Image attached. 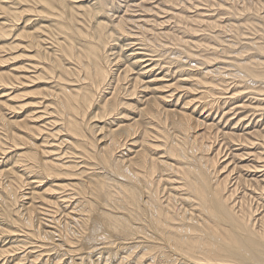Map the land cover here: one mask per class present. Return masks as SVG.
<instances>
[{
  "label": "bare ground",
  "instance_id": "bare-ground-1",
  "mask_svg": "<svg viewBox=\"0 0 264 264\" xmlns=\"http://www.w3.org/2000/svg\"><path fill=\"white\" fill-rule=\"evenodd\" d=\"M216 1L0 0V264H264V0Z\"/></svg>",
  "mask_w": 264,
  "mask_h": 264
},
{
  "label": "rangeland",
  "instance_id": "rangeland-1",
  "mask_svg": "<svg viewBox=\"0 0 264 264\" xmlns=\"http://www.w3.org/2000/svg\"><path fill=\"white\" fill-rule=\"evenodd\" d=\"M193 1H194V0H193ZM195 1H196V0H195ZM202 1H205V2H203V3H205V4L200 3L201 5H206V4H208V5L211 6V3L214 4V2H213L214 0L208 1V3H206V0H202ZM215 1H216V0H215ZM217 1H220V0H217ZM217 1H216V2H217ZM223 1H224V0H221L220 2H223ZM231 1H233V0H225V2H223V3H225V5H227V6H230V4L232 3ZM234 1H235L236 3H238V5L235 3L238 7H242V5L248 3V2L246 3L247 0H244L245 2H244L243 0H234ZM248 1H249L248 6H249V4H251V2L255 3L257 0H248ZM250 1H251V2H250ZM199 2H200V1H198L197 3H199ZM263 2H264V1H263ZM209 3H210V4H209ZM200 4H199V6H201ZM232 4H234V2H233ZM214 6H215V5H213L212 8H214V9L217 11L216 8H218V7H217L218 5H216V8H215ZM263 10H264V6H263V8L260 9V11L263 12ZM262 14H264V13H262ZM244 29H245V28H244ZM246 31H248V32L246 33ZM251 31H253V30H251ZM251 31H250V29H249V30H248V29H247V30L245 29V30H243V32H244L243 35H244V36H245V35H246V36L249 35L250 37H256V39H258L259 36H257V35H258L260 32L258 33V32H256V31H253V32H251ZM229 32H230V31H229ZM229 32H226V33L224 32V34L222 35L223 38H224V37H227L228 35L230 36V37L228 38V41H225V43H227V42H231V41H232L234 44H237L239 41L244 42V41H245L244 39H247V40H248V38H247L246 36H245V37H244V36H243V37L241 36L240 39L237 40V38H235L236 40H234L233 37H232V36H234V35H232L231 32H230V34H229ZM250 32H251V34H253L254 32H255V33H254L253 35H251ZM226 34H227V35H226ZM247 34H248V35H247ZM231 35H232V36H231ZM255 35H256V36H255ZM239 36H240V35H239ZM249 36H248V37H249ZM234 37H236V36H234ZM230 38H231V40H229ZM242 38H244V39H242ZM224 39L226 40L227 38H224ZM232 39H233V40H232ZM259 40H261V39L259 38ZM234 41H236L237 43L234 42ZM212 44H213V43H212ZM239 44H241V43L239 42L238 45L235 46V49H236V50H239V48H240L241 46H243L242 44H241V45H239ZM214 45H215V44H214ZM216 46H217V45H216ZM237 46H238V47H237ZM219 47H220V45H219ZM236 47H237L238 49H237ZM220 48H221V47H220ZM233 53H234V52H233ZM235 53H236V52H235ZM229 55H230V56L233 55L232 52H229V53H228V56H229ZM231 59H232V58H231ZM231 59H229V60H231ZM229 64L231 65V63H229ZM228 68H230V70H228V72H231V70L235 69L234 67H233V69H231V68H232V65H231V67L228 66ZM246 201H247V204L251 202L250 204L252 205V207H254V209L257 208V205H256V204H258V203H257V201H256L255 198L253 199L251 196H249L248 199H247ZM253 203H254V205H253ZM250 204H248V205H250ZM255 207H256V208H255ZM260 209H262V208H260Z\"/></svg>",
  "mask_w": 264,
  "mask_h": 264
}]
</instances>
